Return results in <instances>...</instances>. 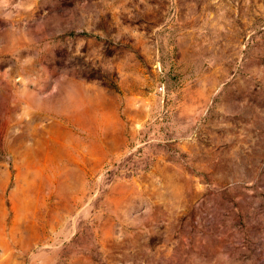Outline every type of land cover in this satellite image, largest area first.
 Returning a JSON list of instances; mask_svg holds the SVG:
<instances>
[{"label":"rangeland","instance_id":"1","mask_svg":"<svg viewBox=\"0 0 264 264\" xmlns=\"http://www.w3.org/2000/svg\"><path fill=\"white\" fill-rule=\"evenodd\" d=\"M0 264H264V0H0Z\"/></svg>","mask_w":264,"mask_h":264}]
</instances>
